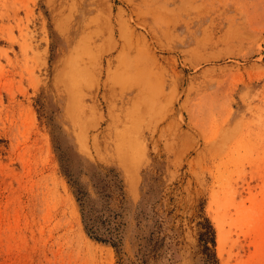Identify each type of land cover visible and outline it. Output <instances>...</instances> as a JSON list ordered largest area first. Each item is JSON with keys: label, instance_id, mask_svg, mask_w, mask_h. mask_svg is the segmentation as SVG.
<instances>
[{"label": "rangeland", "instance_id": "1", "mask_svg": "<svg viewBox=\"0 0 264 264\" xmlns=\"http://www.w3.org/2000/svg\"><path fill=\"white\" fill-rule=\"evenodd\" d=\"M210 228L264 264V0H0V264H133L151 230L148 264H203Z\"/></svg>", "mask_w": 264, "mask_h": 264}, {"label": "trees", "instance_id": "2", "mask_svg": "<svg viewBox=\"0 0 264 264\" xmlns=\"http://www.w3.org/2000/svg\"><path fill=\"white\" fill-rule=\"evenodd\" d=\"M110 180L112 182L118 181L115 174L113 176H110L109 179L106 180V182H109ZM75 187L76 189L74 193L77 200L79 201L85 232L98 241L110 243L118 254L120 238L117 236V234H115L118 232H113L109 228H104V230H102L103 226L98 224L96 217L93 215V213L86 209V205H84V200L87 198L85 192L80 186ZM103 233H105V236H103ZM207 234L210 236L207 237ZM163 240V236H160L159 234L154 235V231L151 230L148 239H146L145 243L142 244V246L144 247V251L141 254V257L139 258V261L137 260L138 262H133V264H148L150 259H153L155 261L158 256L157 249L158 247L162 246ZM199 241L201 242V246H203L205 253L210 250L209 246L207 245V242L210 241L212 246L214 245V236L213 231L211 232V228L208 232L205 231L203 233H200ZM203 264H218L214 251H209L205 254V257L203 258Z\"/></svg>", "mask_w": 264, "mask_h": 264}]
</instances>
